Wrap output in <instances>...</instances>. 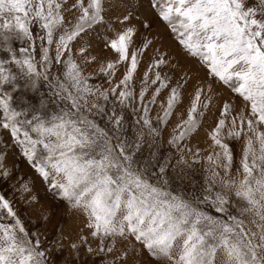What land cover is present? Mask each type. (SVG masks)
Listing matches in <instances>:
<instances>
[{
	"label": "snow or ice",
	"instance_id": "6c2138e0",
	"mask_svg": "<svg viewBox=\"0 0 264 264\" xmlns=\"http://www.w3.org/2000/svg\"><path fill=\"white\" fill-rule=\"evenodd\" d=\"M0 264H264V0H0Z\"/></svg>",
	"mask_w": 264,
	"mask_h": 264
},
{
	"label": "rangeland",
	"instance_id": "374dc122",
	"mask_svg": "<svg viewBox=\"0 0 264 264\" xmlns=\"http://www.w3.org/2000/svg\"><path fill=\"white\" fill-rule=\"evenodd\" d=\"M16 43H17V45L19 44V42H16ZM38 48H39V43H37V50H38ZM37 59H39L38 55H37ZM47 91H48V89L46 86L41 88V92L47 93ZM154 114L155 113H153V115ZM15 159L16 158L14 156H12V155L9 156L8 161H7L9 167H11V165ZM237 163H238V160H237ZM16 175L17 176H23L26 181L35 179V177L30 173V170L27 168V166L23 162H20V171ZM37 185L39 186L38 181H37ZM20 207L22 209V212L25 214L26 220H27L28 216H31L33 219L36 218L35 215L32 213L31 209L25 208L22 203L20 204ZM209 211H211V210L209 209ZM37 224L39 225L38 220H37Z\"/></svg>",
	"mask_w": 264,
	"mask_h": 264
}]
</instances>
